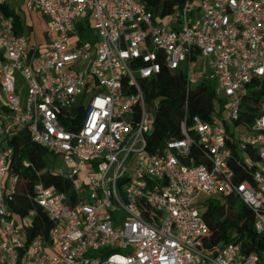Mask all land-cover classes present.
<instances>
[{
  "label": "built area",
  "instance_id": "obj_1",
  "mask_svg": "<svg viewBox=\"0 0 264 264\" xmlns=\"http://www.w3.org/2000/svg\"><path fill=\"white\" fill-rule=\"evenodd\" d=\"M5 3L0 264H264V251L244 254L239 241L206 242L200 211L205 197L235 196L264 234V0H184L164 20L140 0H25L46 20L43 45L14 33ZM164 70L183 76L181 137L153 155L155 105L141 82ZM209 81V117L189 116L192 88ZM23 129L69 169L53 173L72 197L33 187L52 222L47 239L27 240L25 217L8 208L18 176L7 142Z\"/></svg>",
  "mask_w": 264,
  "mask_h": 264
},
{
  "label": "trees",
  "instance_id": "obj_2",
  "mask_svg": "<svg viewBox=\"0 0 264 264\" xmlns=\"http://www.w3.org/2000/svg\"><path fill=\"white\" fill-rule=\"evenodd\" d=\"M140 1L152 12L155 19L164 20L178 9L184 0ZM2 11L12 20L15 34L32 36V25L27 23L24 17L20 16L7 2L3 5ZM88 27L89 22L86 24L85 31ZM204 84L199 83L191 90L189 102H187L189 116L197 114L203 118L209 117L214 93L212 85ZM141 85L145 98L154 102L155 105L152 132L147 139V150L150 154L158 155L163 151L168 140L181 137L179 122L183 117L185 103L183 76L164 70L157 78L143 80ZM7 144L12 150L9 171L18 176L17 193L14 200L8 202V208L17 222L28 216L30 212H34L30 222L26 226L23 225L27 240L39 234L47 239L52 222L46 212L32 199L34 184L41 182L45 186H53L57 191L72 197L71 182L50 170L47 156H56L46 147L34 142L25 129L11 136ZM200 162L201 159L196 155L194 163ZM200 211L209 227V237L206 242L210 245H224L239 241L244 254H260L264 251V234L254 230L252 211L235 196L223 199L217 196L205 197Z\"/></svg>",
  "mask_w": 264,
  "mask_h": 264
},
{
  "label": "rangeland",
  "instance_id": "obj_3",
  "mask_svg": "<svg viewBox=\"0 0 264 264\" xmlns=\"http://www.w3.org/2000/svg\"><path fill=\"white\" fill-rule=\"evenodd\" d=\"M6 2L8 3V5L15 9V11L22 17L25 18V20L27 22H31L33 24L32 27V37L37 39L41 38V30L44 28V25L46 23V20L44 17H42L39 13L35 14L32 16V18L28 16V11L25 8L24 2L25 0H6ZM37 12V11H36ZM32 15V14H31ZM182 68H185V65L182 64ZM16 79L17 82H19V90H20V100L21 102H24L25 98H26V86L22 80V78L20 77L19 74H16ZM209 85H213L214 82L213 81H209L208 82ZM2 98H1V94H0V106L2 105ZM47 159L49 161V168L52 172L58 173V172H67L69 169L66 166L65 162L63 161L62 158L60 157H53V155H48ZM31 217L30 216H26L24 218V222L23 225H27L30 222Z\"/></svg>",
  "mask_w": 264,
  "mask_h": 264
},
{
  "label": "crops",
  "instance_id": "obj_4",
  "mask_svg": "<svg viewBox=\"0 0 264 264\" xmlns=\"http://www.w3.org/2000/svg\"><path fill=\"white\" fill-rule=\"evenodd\" d=\"M29 14H28V16H29V18L31 17L32 18V16L33 15H35V14H37V13H39L38 11L36 12V11H32V12H28ZM32 14V15H31ZM40 14V13H39ZM41 15V14H40ZM42 16V15H41ZM43 17V16H42ZM25 19V18H24ZM26 21V20H25ZM27 22V21H26ZM27 23H29L30 25H32V27H33V24L31 23V22H27ZM33 32V31H32ZM40 34H41V38L39 39L38 38V40L37 39H35V38H31L32 36L31 35H29V37H30V40L32 41V42H36V43H38V44H40V45H43L44 44V42H45V37H46V23H45V25H44V28L41 30V32H40ZM2 98V97H1ZM16 219V218H15ZM19 223H21V221L19 222Z\"/></svg>",
  "mask_w": 264,
  "mask_h": 264
}]
</instances>
